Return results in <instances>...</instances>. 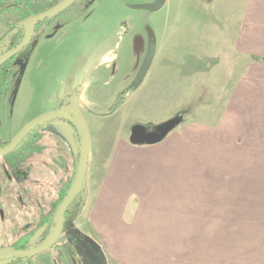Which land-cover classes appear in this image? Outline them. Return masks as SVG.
<instances>
[{"label": "rangeland", "instance_id": "rangeland-1", "mask_svg": "<svg viewBox=\"0 0 264 264\" xmlns=\"http://www.w3.org/2000/svg\"><path fill=\"white\" fill-rule=\"evenodd\" d=\"M155 1L77 0L41 25L27 49L16 56L14 75L0 98V139L11 141L32 121L75 104L89 131V179L93 167L96 173L102 171L103 159L94 165L93 158H104L121 141L130 143L134 127L154 133L172 119H181L175 130L218 121L241 73L232 35L243 0H166L155 12L135 8ZM51 5L53 0H0V39L21 23L22 13L38 15ZM6 50L2 45L0 56ZM119 97L124 100L115 108ZM69 119L79 130L77 121ZM54 122L33 135L41 131L52 144L43 161L52 163L63 177H73L81 136L71 128L66 135H54L50 131ZM14 158L11 154L0 162L7 165ZM181 176L178 173L175 180L182 187ZM86 184L87 178L74 215L84 206ZM15 195L22 196L17 189L8 191L0 185V246L15 242L10 221ZM77 224L52 249L24 264H101ZM41 237L42 233L37 239ZM39 243L35 240L33 245ZM106 261L114 264L108 257Z\"/></svg>", "mask_w": 264, "mask_h": 264}, {"label": "crops", "instance_id": "crops-1", "mask_svg": "<svg viewBox=\"0 0 264 264\" xmlns=\"http://www.w3.org/2000/svg\"><path fill=\"white\" fill-rule=\"evenodd\" d=\"M243 2L232 35L241 73L219 120L157 145L121 141L93 158L100 173L87 170L75 221L114 264H264V0Z\"/></svg>", "mask_w": 264, "mask_h": 264}, {"label": "flooded vegetation", "instance_id": "flooded-vegetation-1", "mask_svg": "<svg viewBox=\"0 0 264 264\" xmlns=\"http://www.w3.org/2000/svg\"><path fill=\"white\" fill-rule=\"evenodd\" d=\"M17 9H20V8H17ZM24 14L23 13L21 14L22 15L21 19L23 18ZM22 22L23 20L21 21L20 25L24 23ZM35 33H36V28L34 31V35ZM34 35H33L32 40L35 37ZM30 43L21 52H23L30 45ZM15 48L6 50L5 53ZM21 52H19L18 54H20ZM2 55L3 53H1V56ZM17 55H15L14 57H16ZM35 134L36 135H34L32 141L36 142V145H37L36 148H38L37 153L35 152L32 153L30 147H28L27 145H24L22 150H19V151L17 150L20 147L22 141H24V139L29 135L28 134L21 141V143L17 146L15 150H13L11 153H9L6 156H0V158L8 157L11 154L15 156L13 160L10 159L7 165H3L0 162V185L1 187H5V189H7L8 191L17 189L22 195L20 198L16 197L18 194L15 195L14 196L15 198L12 201L13 218L10 219V221L14 225V227L12 228L14 231V234L16 233L15 235L16 238L14 240L15 242L14 244H11V246H0V251L3 249H13L15 251H25V250H18L17 248L23 247L25 245L27 246L31 245L30 249H35L37 247L42 246L46 242H48L51 236L54 235L56 232L57 223L53 221L54 227L48 228V226L46 225V215L51 213V210L54 207V203L58 201L60 198L62 189L63 188L66 189L73 178V177H66V176L63 177V174L55 166H53L52 163H49L48 161H46V159L43 161V158L45 157V147H44L45 137H43V135L41 134V131ZM11 141H3L0 139V149L6 147ZM50 149L52 148L50 147ZM46 150L48 152L49 148ZM20 152L22 154L21 158L16 159L17 154H20ZM47 198H50V200H47ZM46 201L48 205L44 204L46 203ZM44 205L46 206L44 207ZM36 212H38V214L35 217L34 215ZM66 214L67 213L65 212L64 227H65V224L68 223V220H69V218L66 217ZM1 215L4 216V212L1 213ZM1 218H4V217H1ZM73 220L75 223V219ZM73 224L71 226V229L66 228L65 230V228H63V231L59 239L64 233V230L65 231L72 230ZM41 233H42L41 239H37V237ZM35 240L38 241V243L39 242L40 243L37 245H33ZM29 250H26V251H29ZM26 259H29V258H12L6 255H3V256H0V264H24Z\"/></svg>", "mask_w": 264, "mask_h": 264}, {"label": "water", "instance_id": "water-1", "mask_svg": "<svg viewBox=\"0 0 264 264\" xmlns=\"http://www.w3.org/2000/svg\"><path fill=\"white\" fill-rule=\"evenodd\" d=\"M76 1L77 0H65L63 3L53 7L52 9L44 13H41L39 15H36L25 21L23 24H21V26L25 28V32H26V37L24 41L15 49L0 56V65L13 58L31 42L35 28L39 23L49 20L55 17L56 15L62 13L72 4H74ZM165 2L166 0H156L154 3L150 5L135 7V8L145 9L150 12H155L161 9L165 5ZM66 114H68L69 116H65ZM61 117H64L66 119L72 117L77 121L80 127L79 128L80 133L79 130L78 133L80 134L79 136H81L80 137L81 152H80L79 162L75 171L74 182L70 190L68 191L66 197L61 202L55 214L54 221L55 223H57L56 232L54 235L51 236L48 242H46L40 247H37L35 249H30L29 251H15L13 249H3L0 251V256L6 255L12 258H31L47 250H50L52 247H54L63 231L64 222H65V212L68 206H74L78 196L83 191L84 182L87 174L88 161H89V131L82 112L75 104L64 106L58 111L43 115L38 119L29 123L14 137V139L6 147L0 149V156H6L9 153H11L13 150H15L17 146L21 143V141L36 128L48 122L57 121ZM180 122L181 119L179 118L172 119L159 126L156 132L154 133L147 132L146 129L143 127H139V126L134 127L131 133L130 143L133 145H156L162 142L170 133H172ZM85 241L89 245H91L94 248V250L98 253L101 264H107L106 256L103 253L100 246L95 242L91 241L90 239L86 238Z\"/></svg>", "mask_w": 264, "mask_h": 264}, {"label": "trees", "instance_id": "trees-1", "mask_svg": "<svg viewBox=\"0 0 264 264\" xmlns=\"http://www.w3.org/2000/svg\"><path fill=\"white\" fill-rule=\"evenodd\" d=\"M64 1L65 0H53V5H51V7H49V8H47L45 11H48V10L52 9L53 7L63 3ZM6 12H7V8L6 7H2V13H6ZM32 15H34V14H32ZM32 15L28 16L27 14H24L23 18H22L23 22H25L28 19H30L31 17H33ZM52 19L53 18L38 24V26L36 27V30L41 25L49 22ZM25 37H26L25 28L23 26H21L20 24L16 25V26H13L9 30V32L0 39V47L2 45H6L7 46V50H10V49L15 48L18 45H20L23 42V40L25 39ZM27 57H28V59H27ZM22 60H23V62H22L21 65H23V63H26L29 60V55L25 56L24 59H21V61ZM15 63H16V57H14L13 59L7 61L6 63H4L3 65L0 66V98H2L3 96L6 95V92L8 90L9 80L14 75L13 69L16 66ZM123 100H124V97H119L117 102H116V104H115V108H117L122 103ZM115 108L113 110H115ZM57 121H64V122L68 123V125H70L76 132H78V129H77V127H76V125H75V123L73 121H70V120H68V119H66L64 117L59 118ZM39 128L34 130L31 134H29L24 139V141H22L20 147L17 149L18 151L22 150L24 145H27L28 147H30L32 153H34V152L37 153L38 152V148H36L37 147L36 142L32 141V139L34 137V135H33L34 132L38 131ZM21 156H22V154L20 152V154H17L16 159H20ZM74 176H73L71 182L69 183V185L67 186V188L66 189H64V188L62 189L60 198H59L58 201H56L54 203V207L51 210V213L46 215V225L48 226V228H53L54 227V222L53 221H54L55 214H56L61 202L63 201V199L66 197L68 191L70 190V188H71V186H72V184L74 182ZM66 213H67L66 217L69 218V220H68V223L65 224V227H64L65 230H66V228L67 229H71V226L74 223V220H73L74 216H75L74 215V206H68V208L66 210ZM65 230H64V232H66ZM48 235H49V233H48ZM30 248H31V245H29V246L25 245V246L19 247L17 249L26 251V250H29Z\"/></svg>", "mask_w": 264, "mask_h": 264}]
</instances>
